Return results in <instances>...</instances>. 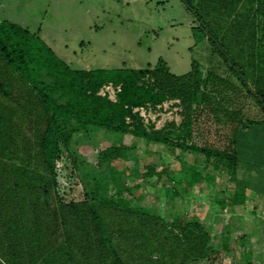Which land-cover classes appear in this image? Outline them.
Masks as SVG:
<instances>
[{
	"label": "trees",
	"instance_id": "16d2710c",
	"mask_svg": "<svg viewBox=\"0 0 264 264\" xmlns=\"http://www.w3.org/2000/svg\"><path fill=\"white\" fill-rule=\"evenodd\" d=\"M182 1L195 17V42L206 40L223 64L203 81L197 63L175 75L162 58L138 69H73L37 32L0 21V264L217 261L211 233L199 219L167 220L141 205L140 195L127 204L130 187L69 201L58 191L56 160L71 147L66 128L72 122L121 138L99 150V167L122 159L135 170L131 144L138 138L203 154L215 172L225 165L228 180H235L241 134L264 121V0ZM107 85L115 99L101 94ZM169 100L182 107L179 124L148 127L135 111ZM204 114L227 126L223 143L210 142L222 148L193 141ZM143 174L159 180L170 171L148 165ZM254 215L252 231L241 237L244 264H264V209ZM223 248L228 251V243Z\"/></svg>",
	"mask_w": 264,
	"mask_h": 264
},
{
	"label": "rangeland",
	"instance_id": "374dc122",
	"mask_svg": "<svg viewBox=\"0 0 264 264\" xmlns=\"http://www.w3.org/2000/svg\"><path fill=\"white\" fill-rule=\"evenodd\" d=\"M4 20L37 32L73 69H138L154 66L162 58L175 75L189 72L197 63L203 81L209 71L223 67L206 40L195 42L191 32L195 17L182 0H0V21ZM101 93L115 99L111 85L103 87ZM181 110L178 101L169 100L156 109L146 106L140 111L144 124L159 129L170 121L179 124ZM199 117L194 142L214 146L210 142L226 140V125H216L206 114ZM248 128L251 132L246 139L251 143L264 141L263 131L257 132L261 129L258 123ZM66 131L71 134V147L59 152L56 160L63 200H80L89 191L99 199L114 194L119 187H130L132 193L126 190L123 197L127 204L140 195L141 205L167 220L179 218L187 223L199 219L211 233L210 247L218 252L217 261L205 260L203 264H244L246 248L241 237L252 231L254 220L233 219L228 207L209 208L214 198L229 195L227 166L215 172L203 154L163 148L136 138L131 144L135 170L126 169L122 159L99 167V150L120 143L121 138L76 122ZM241 139V143L246 141ZM221 143L215 146L222 148ZM239 152L242 158L247 155L245 147ZM148 165L166 168L170 176L159 180L146 176L143 172ZM259 176L249 178L251 183ZM242 200L245 197L239 198ZM225 243L228 251L223 248Z\"/></svg>",
	"mask_w": 264,
	"mask_h": 264
},
{
	"label": "crops",
	"instance_id": "0c3cea01",
	"mask_svg": "<svg viewBox=\"0 0 264 264\" xmlns=\"http://www.w3.org/2000/svg\"><path fill=\"white\" fill-rule=\"evenodd\" d=\"M258 124L261 129H258L257 132L263 131L264 133V121L258 122ZM250 132L251 129L247 128L241 134V138L245 140L246 135ZM241 138L238 142V149L245 147L247 157L244 156L242 158L239 152L236 178L234 181L229 180L230 187L227 190L229 195L227 197L214 198V201L210 202L209 208H215V210L221 209L218 206V202H220L224 206L222 209L229 208L233 219L254 220L255 210L264 209V141H254V143H251L247 138L248 140L246 139V141L248 143L246 145V141L241 143ZM258 176L257 182L251 183L249 178H257ZM242 190L245 191L243 192ZM241 197H245L246 200L239 201ZM219 213L221 214V211ZM216 217L217 215L214 218Z\"/></svg>",
	"mask_w": 264,
	"mask_h": 264
},
{
	"label": "built area",
	"instance_id": "2783aa9c",
	"mask_svg": "<svg viewBox=\"0 0 264 264\" xmlns=\"http://www.w3.org/2000/svg\"><path fill=\"white\" fill-rule=\"evenodd\" d=\"M101 94L104 95L105 93H101ZM140 110H145V108H144V107H140V108H136V109H135V111H138V112L140 113V116L143 117V114H144V113L141 115V111H140ZM127 120H128V119H127Z\"/></svg>",
	"mask_w": 264,
	"mask_h": 264
}]
</instances>
